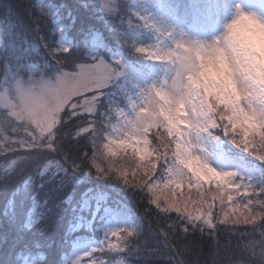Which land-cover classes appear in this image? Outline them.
I'll return each mask as SVG.
<instances>
[{
    "label": "clouds",
    "instance_id": "obj_1",
    "mask_svg": "<svg viewBox=\"0 0 264 264\" xmlns=\"http://www.w3.org/2000/svg\"><path fill=\"white\" fill-rule=\"evenodd\" d=\"M250 2L219 0L214 26L200 34L147 7L126 9L125 0H87L126 26L121 43L148 71L119 53L106 57L100 47L86 45L76 58L61 39L47 49L54 67L42 59L5 60L0 182L9 183L30 164L31 182L83 168L143 193L145 211L179 217L185 258L178 264H264V176L248 175L234 157L227 160L231 167L217 163V149L227 143L264 166V7ZM137 30L151 40L129 35ZM74 146L82 147L79 158L70 151ZM47 203L45 197L28 210V228L41 227ZM222 230L260 239L240 241L234 255L232 241L219 239ZM197 234L211 248L192 260L190 237ZM143 237L138 216L107 230L84 254L93 257L88 264H134Z\"/></svg>",
    "mask_w": 264,
    "mask_h": 264
},
{
    "label": "trees",
    "instance_id": "obj_2",
    "mask_svg": "<svg viewBox=\"0 0 264 264\" xmlns=\"http://www.w3.org/2000/svg\"><path fill=\"white\" fill-rule=\"evenodd\" d=\"M44 1L56 5L58 17L50 13L46 16L40 14L37 0H0V66L5 60L23 62L26 58H32L47 61L54 67L47 49L61 39L56 28L58 21L64 26L76 58H82L89 39L99 32L103 40L101 49L106 57L110 56L111 51L118 50L135 66L140 65L121 43L122 34L128 31L126 26L103 17L94 4L87 3V0ZM125 6L129 8L127 0ZM129 35L142 39L146 32L137 30ZM223 147L227 153L241 157L256 170L262 169V175H256L258 179L264 176V166L259 162L236 152L227 143ZM70 151L75 158L82 155L80 146L70 147ZM55 164L56 161H52V166ZM33 167L30 164L25 173L13 177L7 184L0 182V264H23L25 257L34 259L35 264H64V257L70 253L73 240L78 234L87 232L85 227L80 230L73 228L79 214L92 217L94 211L102 213L105 206L113 209L126 207L134 219L138 216L143 218L144 237L139 258L134 260V264H178L179 260L185 258L184 241L179 229L182 221L175 214L165 216L154 209L145 211L146 205L140 191L131 193L116 181L86 174L83 168L74 175L71 170L55 176L49 173L31 182L27 172H31ZM129 179L135 182L133 177L129 176ZM45 197L48 203L44 205L41 227L28 228V210L36 201L43 203ZM169 225H173L175 231ZM190 239L189 259H203L208 255L210 240L201 238L199 234ZM219 239L221 242L231 240L230 250L234 255H239L237 245L240 241L259 240L260 237L254 232L251 235H231L222 230ZM114 241L119 244L118 239ZM101 255L100 252L95 253L96 257ZM242 264L250 262L243 259Z\"/></svg>",
    "mask_w": 264,
    "mask_h": 264
},
{
    "label": "rangeland",
    "instance_id": "obj_3",
    "mask_svg": "<svg viewBox=\"0 0 264 264\" xmlns=\"http://www.w3.org/2000/svg\"><path fill=\"white\" fill-rule=\"evenodd\" d=\"M37 2L38 5L44 6L51 16L58 17V10L55 4L46 3L44 0H37ZM127 2L129 8L139 9L141 7H147V9L157 17L175 23L191 33L200 34H207L210 31L216 22L218 11L221 8L219 0H127ZM249 6L264 7V5L260 3V0H251ZM56 20H58V18H56ZM63 27L62 23L58 21L56 27L57 31L63 29V35L61 37L62 42L71 45L70 40L66 38L67 35ZM141 40L149 42L151 37L146 32L145 38ZM88 46L102 48L103 40L99 32H95L91 36ZM115 53L123 55L121 51L116 50L111 51L110 56ZM136 67L144 72L148 71V68L142 64ZM2 102V99H0V103ZM217 152V163L225 167L233 166L231 163L225 161H227L229 157H234L235 160L239 162V166L242 167L248 175L257 180L258 178L256 175L260 176L263 173L262 169L256 170L241 157L227 153L224 147L218 148ZM131 213L132 212L126 207L113 209L110 206H105L102 213L94 211L92 217L79 214L78 220L73 228L74 230H80L82 227H85L87 228V232L78 234L73 240L70 253L64 257V264H88V261L93 257L91 255L86 256L84 252L96 246L107 230L133 222L135 219ZM112 242L115 243L114 239H112ZM33 260L34 259L25 257L22 261L23 264H35Z\"/></svg>",
    "mask_w": 264,
    "mask_h": 264
},
{
    "label": "snow or ice",
    "instance_id": "obj_4",
    "mask_svg": "<svg viewBox=\"0 0 264 264\" xmlns=\"http://www.w3.org/2000/svg\"><path fill=\"white\" fill-rule=\"evenodd\" d=\"M58 31H59L60 33H63V29H59ZM225 162H227V161H225Z\"/></svg>",
    "mask_w": 264,
    "mask_h": 264
}]
</instances>
